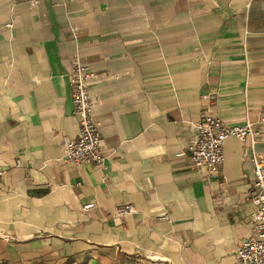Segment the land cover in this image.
I'll use <instances>...</instances> for the list:
<instances>
[{
	"label": "crops",
	"instance_id": "obj_1",
	"mask_svg": "<svg viewBox=\"0 0 264 264\" xmlns=\"http://www.w3.org/2000/svg\"><path fill=\"white\" fill-rule=\"evenodd\" d=\"M75 53L98 75L100 168L61 160ZM205 95L264 155V0H0V264H234L246 145L226 139L216 177L179 155Z\"/></svg>",
	"mask_w": 264,
	"mask_h": 264
},
{
	"label": "built area",
	"instance_id": "obj_2",
	"mask_svg": "<svg viewBox=\"0 0 264 264\" xmlns=\"http://www.w3.org/2000/svg\"><path fill=\"white\" fill-rule=\"evenodd\" d=\"M72 32L75 35L77 29H72ZM67 71L73 113L78 118L79 131L75 139L62 145L61 160L100 168L105 156L98 124L93 118L94 93L91 90L98 75L80 60L77 53L71 56ZM203 99L207 101V106L194 125V135L186 152H180L179 155L187 168L216 177L225 163L223 147L226 139L234 138L246 145L253 178L250 196L253 206L250 218L251 234L237 245L234 264H264V155L256 150L258 130L251 123L228 125L216 114L213 97L205 95ZM2 174L3 171L0 170V176ZM93 207L94 204L90 203L83 210ZM132 212L131 205H120L115 209V216L123 217ZM160 219L169 220L166 215Z\"/></svg>",
	"mask_w": 264,
	"mask_h": 264
}]
</instances>
